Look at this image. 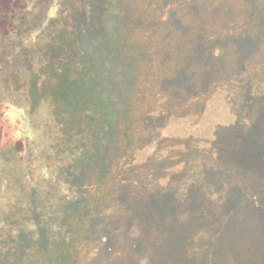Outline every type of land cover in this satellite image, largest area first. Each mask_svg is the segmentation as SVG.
Wrapping results in <instances>:
<instances>
[{
  "label": "rangeland",
  "instance_id": "rangeland-1",
  "mask_svg": "<svg viewBox=\"0 0 264 264\" xmlns=\"http://www.w3.org/2000/svg\"><path fill=\"white\" fill-rule=\"evenodd\" d=\"M146 1L0 0V142L26 135L23 153L12 143L0 150V264H104L118 239L103 241L130 221L137 192L160 188L124 108L136 55L146 50L136 43L147 28ZM54 120L64 138L57 144ZM243 239L231 238L218 264H264V240Z\"/></svg>",
  "mask_w": 264,
  "mask_h": 264
},
{
  "label": "trees",
  "instance_id": "trees-1",
  "mask_svg": "<svg viewBox=\"0 0 264 264\" xmlns=\"http://www.w3.org/2000/svg\"><path fill=\"white\" fill-rule=\"evenodd\" d=\"M146 4L145 35L136 38L146 50L124 108L161 185L137 192L130 221L103 241L118 239L104 264H218L231 238L264 240V0Z\"/></svg>",
  "mask_w": 264,
  "mask_h": 264
},
{
  "label": "flooded vegetation",
  "instance_id": "flooded-vegetation-1",
  "mask_svg": "<svg viewBox=\"0 0 264 264\" xmlns=\"http://www.w3.org/2000/svg\"><path fill=\"white\" fill-rule=\"evenodd\" d=\"M49 109V108H48ZM54 114V113H53ZM52 114V109H51V117H52V120L54 119V115ZM62 116L64 117V118H67L68 117V112L67 113H63L62 114ZM54 122V125H55V127H56V131H57V133H58V135H59V138H58V140L56 141V144L58 143V142H60L61 140H64V138H63V134L62 133H60L59 132V128H60V125L58 124L57 125V123H56V120H54L53 121ZM23 130V129H22ZM26 133H29V132H27L26 131ZM60 133V134H59ZM26 135H24L23 137H25ZM23 137H21V138H18L17 137V133H15V135L11 138V139H5L4 141H2V142H0V150H2L3 148H5L6 147V145L8 144V143H12L13 145H14V147H15V145H20V148H16L17 149V151H19V152H21V153H23L24 151H25V147H23V148H21L22 146H24L25 145V139L26 138H23ZM64 147V146H63ZM56 150L59 152V153H61V152H63V153H66L67 155H68V157H69V153H68V150L67 149H58L57 147H56ZM70 163H72L71 161H70ZM70 168H71V166H70ZM69 168V169H70ZM69 169L68 170H65V172L67 173L68 171H69ZM73 169H74V167H73ZM64 171H62V173H65ZM76 172V171H75ZM65 173V174H66ZM77 173V172H76Z\"/></svg>",
  "mask_w": 264,
  "mask_h": 264
}]
</instances>
